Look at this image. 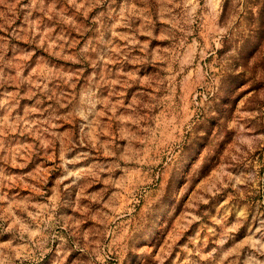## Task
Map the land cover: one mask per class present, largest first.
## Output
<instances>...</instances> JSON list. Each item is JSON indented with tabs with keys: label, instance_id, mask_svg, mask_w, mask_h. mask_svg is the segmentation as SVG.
I'll use <instances>...</instances> for the list:
<instances>
[{
	"label": "rangeland",
	"instance_id": "obj_1",
	"mask_svg": "<svg viewBox=\"0 0 264 264\" xmlns=\"http://www.w3.org/2000/svg\"><path fill=\"white\" fill-rule=\"evenodd\" d=\"M0 264H264V0H0Z\"/></svg>",
	"mask_w": 264,
	"mask_h": 264
}]
</instances>
